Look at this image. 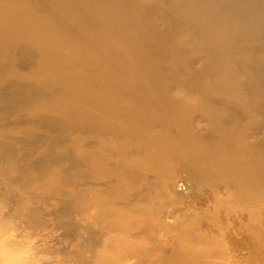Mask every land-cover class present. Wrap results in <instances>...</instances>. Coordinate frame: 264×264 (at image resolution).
<instances>
[{
	"label": "rangeland",
	"instance_id": "rangeland-1",
	"mask_svg": "<svg viewBox=\"0 0 264 264\" xmlns=\"http://www.w3.org/2000/svg\"><path fill=\"white\" fill-rule=\"evenodd\" d=\"M23 5L36 23L43 17L48 38L9 18L14 37L0 43V264H264V241L245 238L240 225L252 220L246 232L264 238V189L248 192L252 215L240 223L229 175L203 162L219 124L197 106L199 88L171 81L162 100L138 96L109 75L119 60L95 52L44 0ZM65 39L81 53L61 56L55 44ZM197 60L183 59L190 71ZM145 73L157 84L159 70ZM179 100L194 108L185 113L200 129L191 138L176 129L186 122ZM125 106L137 116L125 117ZM257 126L229 127L231 144L252 142Z\"/></svg>",
	"mask_w": 264,
	"mask_h": 264
},
{
	"label": "bare ground",
	"instance_id": "bare-ground-1",
	"mask_svg": "<svg viewBox=\"0 0 264 264\" xmlns=\"http://www.w3.org/2000/svg\"><path fill=\"white\" fill-rule=\"evenodd\" d=\"M44 1L71 25V30L92 42L95 52L99 49L108 58L119 60L109 75L138 87L141 90L138 96L162 100L169 95L171 81L180 91L184 86L187 90L189 83L199 88L198 93L203 98L196 99L205 102L197 106L215 116V119L207 120L219 124L210 132L212 139L205 140L210 142L207 149L213 151L203 162L214 169V174L229 175L225 179L232 192L236 190L233 195L239 202L237 207L241 212L238 214L243 216L239 217V222L244 223V217L251 218L252 211L246 207L248 203L243 205L248 202L245 198L249 197V191L256 194L264 189V0ZM9 18L31 23L38 38H48L41 15L36 23L37 13L27 6H18V0H0V43H9L14 37L6 25ZM160 21L162 27L158 25ZM55 48L66 59L70 53H81L78 45L67 39L61 41L60 46L55 44ZM189 56L198 59V66L193 71L183 61ZM147 68L160 71L154 79L157 84H152L145 73ZM104 97L118 98L116 95ZM178 104L183 112H174L185 117L186 122L176 129L191 138L200 129L189 122L185 113L194 108L183 105L180 100ZM122 109L125 117L137 116V109L129 106ZM247 120L257 121L256 137L252 142L242 137L238 144H231L233 138L228 134V128L235 131L237 123ZM141 122L146 123L144 129L153 126L150 122ZM176 123L180 126L182 121ZM152 136L145 137L150 140ZM194 150L201 158L204 152L198 147ZM261 212L253 213L257 227L263 223ZM240 225L245 238L260 244L264 241L253 232H246L253 228L252 220L245 224L247 228ZM243 246L247 247L245 243ZM11 259H7L9 264Z\"/></svg>",
	"mask_w": 264,
	"mask_h": 264
}]
</instances>
